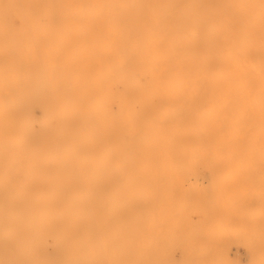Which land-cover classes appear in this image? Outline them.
<instances>
[{"label":"bare ground","instance_id":"obj_1","mask_svg":"<svg viewBox=\"0 0 264 264\" xmlns=\"http://www.w3.org/2000/svg\"><path fill=\"white\" fill-rule=\"evenodd\" d=\"M106 134L113 162L93 167ZM217 136L229 138L234 264H264L243 199L255 174L264 200V0H0V264H99L96 237L123 248L116 230L141 233L186 160L208 184L201 152Z\"/></svg>","mask_w":264,"mask_h":264},{"label":"rangeland","instance_id":"obj_2","mask_svg":"<svg viewBox=\"0 0 264 264\" xmlns=\"http://www.w3.org/2000/svg\"><path fill=\"white\" fill-rule=\"evenodd\" d=\"M139 132L143 133V130L140 129ZM111 138L106 134L99 139L93 167L98 166L99 159L113 162L106 151ZM125 138L129 139L127 133ZM77 139L79 142V136ZM162 140L159 134L149 137V141L156 145ZM228 143L229 138L217 136L211 141L210 149L201 152L203 160L208 159L213 163L212 177L208 184L196 177L200 165L189 160L184 163L186 172L176 170L173 178H162L159 188L152 194L156 216L145 217L144 230L141 233L138 230L131 237L116 230L122 245H125L123 248L113 245L109 232L104 235L103 240L96 237L91 253L99 257V264H119L118 260L123 256L126 264H156L158 257L162 259V264H234V238L237 237L234 229V176L228 163L223 160ZM110 182L113 185L112 177ZM259 182L255 174L245 179L243 188L247 192L243 199L248 204L252 218V234L261 240L264 237V212L261 209L264 200L263 194L260 195L259 190L262 191L263 187L259 186ZM91 188L94 200L105 202L99 187L92 185ZM131 202L133 207L130 213L134 214H129V219L135 221L134 209L141 210L146 205L142 204L139 197ZM83 212L86 217H90L89 201L84 202ZM239 223L238 229H248L243 221ZM202 227L207 229V233ZM154 240L158 241L154 243ZM167 242L172 246L168 247ZM244 246L247 247L242 242L238 243L239 253L246 259L248 249Z\"/></svg>","mask_w":264,"mask_h":264}]
</instances>
